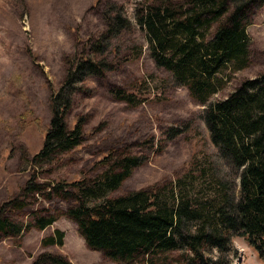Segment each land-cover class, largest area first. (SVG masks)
I'll list each match as a JSON object with an SVG mask.
<instances>
[{
  "label": "trees",
  "instance_id": "obj_1",
  "mask_svg": "<svg viewBox=\"0 0 264 264\" xmlns=\"http://www.w3.org/2000/svg\"><path fill=\"white\" fill-rule=\"evenodd\" d=\"M106 5L101 11L102 29L80 42L83 50L67 60L63 80L51 93L49 126L40 130L43 143L33 161L74 148L84 139L82 119L66 121L73 94L87 77H103L113 68L108 59L112 50L123 61L141 53L137 45L136 54H121L117 42L139 27L155 65L171 74L174 85L186 87L205 104L204 123L219 157L238 174L239 196L226 181L202 168L170 184L106 197L145 161L140 155H114V151L98 161L101 171L71 183L57 182L50 194L73 201L63 214L76 224L86 246L120 264L175 251L186 254L185 264H231L226 252H233V236L245 237L264 262V73L244 80L224 99L208 102L228 79L220 74L248 63L247 27L264 0H139L133 7V20L121 5ZM219 75L225 79L220 85L216 83ZM113 92L120 100L135 102L132 92L120 88ZM35 126L40 128L38 121ZM31 186L28 180L21 190ZM203 186L207 190L200 197ZM19 199L0 205L3 235L17 237L30 228L43 230L53 224V215L35 214L25 225L5 217L11 205L24 206L17 205ZM63 237L55 229L40 243L62 246ZM213 249L217 255L211 254ZM145 261L138 263L150 264ZM29 264L72 263L61 254L41 252Z\"/></svg>",
  "mask_w": 264,
  "mask_h": 264
},
{
  "label": "rangeland",
  "instance_id": "obj_2",
  "mask_svg": "<svg viewBox=\"0 0 264 264\" xmlns=\"http://www.w3.org/2000/svg\"><path fill=\"white\" fill-rule=\"evenodd\" d=\"M136 1L0 0V205L20 196L17 205L24 206L13 204L3 214L18 225L32 222L35 214L55 216L44 230L30 228L17 237L0 231V264H29L41 252L61 254L72 264H120L86 246L76 224L63 214L73 201L49 192L57 182L71 183L101 171L98 161L110 151L140 155L145 161L106 197L170 184L202 168L226 181L239 196L238 174L219 157L204 123L205 104L186 87L174 85L171 74L155 65L139 27L117 42L121 54H136L137 45L141 53L123 61L112 50L108 59L113 68L103 77H87L73 94L66 121L81 118L84 139L74 148L33 161L43 143L40 130L49 126L51 93L63 80L67 60L83 50L80 42L102 29L101 11L107 2L121 5L133 20ZM251 19L248 63L220 74L228 79L208 102L224 99L244 80L264 73V5ZM118 88L132 92L135 102L118 99L113 92ZM28 180L31 188L22 191ZM206 190L200 188L199 196ZM55 229L64 233L63 245L42 246L41 239ZM231 246L233 252H226L231 264H264L245 237L233 236ZM185 255L175 251L140 257L134 264L146 259L150 264H185Z\"/></svg>",
  "mask_w": 264,
  "mask_h": 264
}]
</instances>
